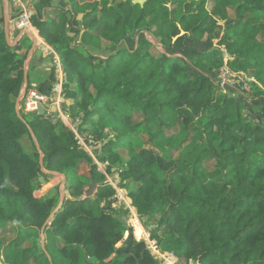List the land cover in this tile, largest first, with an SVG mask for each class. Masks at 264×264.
<instances>
[{
  "label": "trees",
  "instance_id": "trees-1",
  "mask_svg": "<svg viewBox=\"0 0 264 264\" xmlns=\"http://www.w3.org/2000/svg\"><path fill=\"white\" fill-rule=\"evenodd\" d=\"M53 1L36 0L31 22L60 56L62 109L79 115L80 129L101 142L98 161L106 169L121 164V179L137 184L127 195L150 238L177 264H264V123L248 121L233 91L215 84L223 52H204L211 66L191 72L178 57L156 55L147 39L131 51L119 45L142 29L172 49L189 35L202 40L221 32L216 44L232 58L229 67L254 78L253 94L262 95L264 0H68V8L46 18ZM235 1L246 19H229ZM24 59L7 44L0 21V232L12 223L18 228L6 243L0 236L1 263L127 264L117 245L130 233L104 174L61 121L16 110ZM34 139L44 169L66 176L61 204L59 185L52 194H34L39 176L48 181ZM117 148L127 150L126 160ZM82 159L88 177L78 172ZM208 160L213 172L203 168ZM91 181L95 190L86 197ZM45 222L42 249L36 236Z\"/></svg>",
  "mask_w": 264,
  "mask_h": 264
},
{
  "label": "crops",
  "instance_id": "crops-1",
  "mask_svg": "<svg viewBox=\"0 0 264 264\" xmlns=\"http://www.w3.org/2000/svg\"><path fill=\"white\" fill-rule=\"evenodd\" d=\"M1 1H3L4 10H3V16L0 17V21L1 22H3V21L7 22V29H8V33H9V37H10L11 41L17 39V43L13 47H15V50L19 54V56L25 57L24 66H26L27 81L31 86L30 90H33L37 95H49L50 89H51V87H52V85L55 82V79L57 77V74H56V72L53 68L52 62H51V57L47 53L48 46L50 47L51 45H48L47 43L44 42V40L38 35V31L36 28H34L31 31H28L29 34H25V33H22L20 31L18 32L15 28V25L13 23V19L11 16L13 9H14L13 8L14 5H12L10 0H8V7H9L8 9L9 10L6 12L5 2H4V0H1ZM24 1L26 3H29V6L32 7V12H34L33 4L36 0H24ZM53 3L54 4L58 3V6H59L58 9L54 12V14H53L54 16L57 14V12L59 11L60 8H62V7L68 8L69 7L68 0H67V2L66 1L64 2V0H54ZM61 4H63L64 6H61ZM54 9H55L54 6L47 9L44 12V16L46 18L54 17V16L48 17L47 15H45V13L52 12ZM81 17H82V14H77L78 20ZM74 26L76 28L77 24L74 23ZM75 28L71 29L70 36H74V29ZM141 34H144L145 36L142 38ZM219 34H221V32ZM149 36H150L149 33L146 30L142 29V30L138 31L137 33H131L130 35H127L119 45L121 47H125L131 51L143 39H147L151 43H154V41H155L154 37H153V40H151L149 38ZM150 37H152V36H150ZM188 39H192V38L187 37L185 39L184 45L181 49L163 48V50L161 49V54H165L166 56L178 57L186 64V57L191 54L190 49L195 47L196 51L199 49L201 51V53L208 49L203 44L202 45L198 44L201 41H203V39L200 42H197L196 44L195 43L193 44L192 43L193 40L192 41L190 40V45H187L186 42ZM211 40H212L211 43H213V47L216 46L215 45V39H211ZM155 42H157V41H155ZM129 44H131L132 46H130ZM154 45L156 47L158 44L154 43ZM51 47H53V46H51ZM114 48L115 47H112L111 49H109V51L114 50ZM98 55L103 57L102 54H98ZM186 66H188L189 69H191V67L188 64H186ZM197 70H200V69H198V68L191 69L192 72L197 71ZM21 91H23V90H21ZM238 93H239L238 95L236 94L238 97L235 96V98L238 102L240 101L243 105L245 103V105H244L245 109L248 110L250 108V110L252 111L253 109H251V107L253 106V103L258 104L259 102H260L259 103L260 105L264 106V96L260 95L261 97L258 98L257 95H254L253 92L250 91V92H242V94L244 96L239 98L240 92H238ZM65 103L67 105H69V104L73 103V101L68 99V100H65ZM255 114H256V112H255ZM256 116L258 117V119H262L263 120L262 122H264V114H262V116H260V114L259 115L256 114ZM116 151L120 155V152H118V148L116 149ZM120 157L123 160L127 159V156L123 157L122 155H120ZM84 160L85 159H82L81 161H84ZM81 161L79 162V164L81 163ZM87 164H88V162H87ZM53 175H58V174H53ZM64 177L65 178L63 180H64V187H65L66 176L64 175ZM47 184H49L48 181L45 182L43 180V183H41L39 186L36 187L34 194L36 191L41 192V193H39V196L46 194L50 190V188L49 189L45 188L47 186ZM90 185H91V183H90ZM89 188H90V186H89ZM64 195L65 196L67 195L66 191H65ZM125 195H127V194H125ZM127 199L131 202V199L128 197V195H127ZM120 202H121V200H120ZM119 244H120V246H117V253L122 254L124 256L125 262L127 264H160L159 261L155 259V257H153L150 253H148L145 238L143 240H137L136 241L134 238L128 237L126 240L120 242Z\"/></svg>",
  "mask_w": 264,
  "mask_h": 264
},
{
  "label": "built area",
  "instance_id": "built-area-1",
  "mask_svg": "<svg viewBox=\"0 0 264 264\" xmlns=\"http://www.w3.org/2000/svg\"><path fill=\"white\" fill-rule=\"evenodd\" d=\"M11 4L14 5L13 9V23L16 30L19 32L31 31L35 27L31 22V15L33 12L26 8L21 0H10ZM17 7H20L19 11L15 13ZM15 13V15H14ZM154 43L158 44L154 41ZM153 44V47L155 46ZM223 52L222 64L214 73V81L218 89L222 93H227L228 91L233 92H250L253 83H258L248 76L247 73L243 71H234L229 65L228 61L232 58L227 54V52L221 49ZM48 55L51 57V62L53 68L57 74L55 82L53 83L49 95H37L33 90H31L25 97L23 102L24 112H36L38 102L42 105L44 109V114L49 115L53 122L61 121L64 126L73 134L76 139L77 144L86 152V154L92 159V161L97 165L98 169L104 174L106 184H109L115 190V197L117 203L123 200V194L125 193L121 188H119V177L117 174L112 176L108 175L106 172V163H101L97 159L96 151L100 149L101 143L99 141L93 140L89 135L81 134L80 132V116H71L67 110L62 109L61 104L64 102L62 84L64 82V73L62 70V64L58 52L53 48L49 47L47 49ZM22 101V98L21 100ZM19 105V104H18ZM53 109V110H52ZM120 199V200H119ZM124 201V200H123ZM133 221V220H131ZM147 249L149 253L159 261L160 264H177V258L172 251H162L157 247L156 242L147 238ZM186 264H198L194 260H189Z\"/></svg>",
  "mask_w": 264,
  "mask_h": 264
},
{
  "label": "rangeland",
  "instance_id": "rangeland-1",
  "mask_svg": "<svg viewBox=\"0 0 264 264\" xmlns=\"http://www.w3.org/2000/svg\"><path fill=\"white\" fill-rule=\"evenodd\" d=\"M22 1V3H23V5L26 7V8H29L31 11H32V7L31 6H29V3H26L24 0H21ZM67 2V0H64V2ZM236 5H237V1H235L234 2V4L233 5H231L230 7H228V9H227V12H228V17H229V19H231V20H236V19H246L247 17H248V15H244V16H242V17H240L237 13H236V10H235V8H236ZM55 7V9L52 11V12H49V13H45V15H47L48 17H52V16H54L53 14H54V12L58 9V3H56V4H52V6L51 7ZM61 6H64L63 4H61ZM9 7H6V12L9 10L8 9ZM63 8V7H62ZM19 9H20V7H17V9L15 10V13L16 12H18L19 11ZM3 10H4V8H3V1H1L0 0V17H2L3 16ZM15 13H14V15H15ZM11 16H13V14L11 15ZM3 23V25H4V21L2 22ZM217 27H218V30H223V28H224V22H222V21H219L218 22V25H217ZM143 30H146L148 33H149V35L151 36V34H150V32H149V30L148 29H143ZM220 32H215L214 34H213V36L209 39V38H204L203 39V41H201V40H197V39H195L194 37H192V36H187L188 38H192V39H188L187 40V42H186V44L187 45H190V40L192 41V43L194 44H196L197 42H200V43H198V44H203L204 46H206V48H208L206 51H204V52H207V51H211V50H213V49H215V48H219L220 50L221 49H223V46H218L217 44H216V42H217V39L219 38V36H220V34H219ZM145 35L144 34H141V37L143 38ZM149 36V38L151 39V40H153V37H150ZM258 38L262 41V42H264V35L263 34H260V35H258ZM211 39H215V45L216 46H214L213 47V43H211L212 42V40ZM11 40V39H10ZM156 41V40H155ZM158 42V41H157ZM128 44V43H127ZM130 46H132L131 44H129ZM163 46L161 47V45L158 43V45L155 47H153L152 49H153V52L156 54V55H159V54H161V49L163 50ZM111 49V48H110ZM220 50H218V52L221 54V52H220ZM222 51V50H221ZM190 52H191V54L189 55V56H187L186 57V64H188L190 67H191V69H196V68H208V67H210L211 65H209L210 64V61L207 59V57H202V54L204 53V52H202L201 53V51L198 49L197 51H196V49H195V47L194 48H192V49H190ZM200 58V59H199ZM212 62H213V60H212ZM192 65H195V68L194 67H192ZM188 67V66H187ZM191 69H189V67H188V70H191ZM190 72V71H189ZM192 72V71H191ZM208 74L209 75H211L212 76V73H211V71H209L208 72ZM248 75V74H247ZM249 76V75H248ZM23 91H21L20 92V94H22V101L21 102H19L18 104V110L23 106V102H24V100H25V96L31 91L30 90V88L28 89V91L27 92H25V88L23 87V89H22ZM250 91L251 92H253V86L251 87V89H250ZM238 92H240V96H239V98L240 97H243L244 95L242 94V91H238ZM237 91L236 92H230V94H232L234 97L235 96H237L239 93H238ZM19 94V95H20ZM237 94V95H236ZM18 95V96H19ZM261 94H259V95H257L258 96V98H260L261 96H260ZM262 96H264V94L262 93ZM238 97V96H237ZM16 101H17V98H16ZM239 103L241 104V107H242V109L244 110L243 112H244V116H245V118L248 120V121H250V122H252L253 124H259V123H264V122H262L263 120L262 119H258V117L256 116V114H260V116H262V114H264V106H262V105H260L259 103L257 104V103H253V106L251 107V109H253L252 111L250 110V108L247 110V109H245V103H244V105L239 101ZM17 104V103H16ZM255 112H256V114H255ZM261 120V121H260ZM59 128H61V126L59 125L58 126ZM176 130V129H175ZM175 130L174 131H172V130H168V133H170V136H173V134H175ZM80 132H81V134L83 135V134H85V135H89V136H91L88 132H86V131H84V129H83V127H81V129H80ZM92 137V136H91ZM93 138V137H92ZM93 140H95L94 138H93ZM27 141H29L28 139H27V137L26 136H24V137H22V143L25 145V146H28V142ZM96 141V140H95ZM97 141H99V140H97ZM179 141H178V139L177 138H175L174 139V137H172V140H171V143L172 144H174V145H176L177 143H178ZM101 143V142H100ZM118 152H120V155H122L123 157H126L127 156V150L126 149H124V148H118ZM99 154H100V151H99ZM169 154L171 155V156H173V157H175L176 156V154H177V151L175 150V149H173V150H171V151H169ZM128 157V156H127ZM86 160V161H85ZM84 161H81V163L78 165V171H79V173L82 175V176H84V177H88L89 176V166H88V164H87V159H85ZM120 165L121 164H115L113 167H110V168H108V169H106V172H107V174L108 175H110V176H112L113 174L115 175V174H117L118 175V177H119V183H118V187L119 188H121L122 190H123V192L125 193V194H128V192L130 191V190H132L133 188H135L136 186H137V184L136 183H134L133 181H131V180H129V179H127V180H123V179H121V177H120V174H119V167H120ZM203 168H204V170L205 171H207V172H213L214 171V161L213 160H208V161H206L205 163H204V165H203ZM46 176H47V180H48V183L49 184H47V186L45 187L46 189H49L50 188V190H52V191H50V193L52 194V193H54V191H53V187L55 186V185H59V187H60V192H64L65 193V190H64V183H62L63 182V178L61 177V176H59V175H53V174H46ZM113 177V176H112ZM40 184L41 183H43V182H39ZM39 193H41V192H38V191H36L35 192V195L36 196H39ZM123 200L118 204V203H116V210H117V213H116V215H117V217H118V219L120 220V221H122L124 224H125V226L128 228V230H129V233H130V235H129V238L130 237H132V238H134L136 241L137 240H143L144 238H145V240H146V246H147V238L149 237L150 238V235H149V231H148V227H147V224L146 223H144L142 220H141V218L138 216V214H137V212H136V210H135V208L131 205V202L130 201H127V195H125L124 196V194H123ZM125 202V203H124ZM133 207V208H132ZM157 218H158V215L155 217V218H153L152 220H150L149 221V223H154V222H156V220H157ZM131 220H133V221H131ZM135 225H138V227L141 229V234H140V232L138 231V235L139 236H137V235H135V228H136V226ZM135 226V227H134ZM17 230H18V228L16 227V225H14L13 223L12 224H8L5 228H3L2 230H1V232H0V236H1V239H2V241H3V243H6V242H8L9 240H11L12 238H14L15 237V235H16V232H17ZM147 236V237H146ZM37 239H38V241L40 242V244H41V240L42 239H44V236L41 234V232L40 233H38L37 234ZM151 240H153L152 238H150ZM155 242H156V240H154ZM26 245H27V243H26ZM156 245H157V247H158V244H157V242H156ZM117 246H120V244H118ZM120 249V248H119ZM147 251H148V249H147ZM148 253H149V251H148ZM31 264H35L34 262H31Z\"/></svg>",
  "mask_w": 264,
  "mask_h": 264
},
{
  "label": "water",
  "instance_id": "water-1",
  "mask_svg": "<svg viewBox=\"0 0 264 264\" xmlns=\"http://www.w3.org/2000/svg\"><path fill=\"white\" fill-rule=\"evenodd\" d=\"M4 2H5V7H8V0H4ZM132 2L133 3H138L139 5H142L144 3V0H132ZM3 29H4L5 40H6L7 44L9 46H11V47L14 46L17 43V39H15L13 41L10 40L9 33H8V29H7V22L6 21L4 22ZM23 33L29 34L28 31H24ZM23 75H24L23 78H24V88H25L26 85H27V82H28L27 81V74H26V66H24V74ZM21 98H22V94H20L17 97V101H16V103H17L16 104V110L17 111H18V103L21 100ZM37 113L39 115H43L44 114V109H43L42 105L40 104V102H38V105H37ZM34 144H35L36 149H37L38 154H39V166H40L41 172L43 174H58V175L62 176L63 179H64L65 177H64L63 174H59V173H56V172H50V171H47L46 169H44V167H43V154H42V152L40 150V146H39L37 140H35V139H34ZM43 180H44L43 176H39L38 177V181L39 182H43ZM62 183H64V180H63ZM95 186H96L95 182H91L90 188H89V190L85 194L86 197L91 196L93 194V192L95 190ZM64 197H65L64 192H60V199H59L60 200L59 201L60 204L63 202ZM47 223L48 222H45V224L43 225L42 230H41V233H43V231H44L45 226L47 225ZM41 247H42V249H44V239L41 240ZM0 264H2L1 263V259H0Z\"/></svg>",
  "mask_w": 264,
  "mask_h": 264
},
{
  "label": "bare ground",
  "instance_id": "bare-ground-1",
  "mask_svg": "<svg viewBox=\"0 0 264 264\" xmlns=\"http://www.w3.org/2000/svg\"><path fill=\"white\" fill-rule=\"evenodd\" d=\"M127 201H128V199H127ZM135 226H136V228H135V235L139 236V235H138V231L140 232V234H141L142 231H141V229L138 227V225H135ZM135 226H134V227H135Z\"/></svg>",
  "mask_w": 264,
  "mask_h": 264
}]
</instances>
